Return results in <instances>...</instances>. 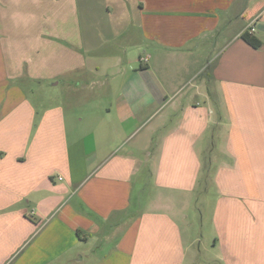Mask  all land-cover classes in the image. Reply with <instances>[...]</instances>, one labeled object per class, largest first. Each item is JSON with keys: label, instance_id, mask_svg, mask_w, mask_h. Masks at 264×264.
I'll list each match as a JSON object with an SVG mask.
<instances>
[{"label": "crops", "instance_id": "crops-1", "mask_svg": "<svg viewBox=\"0 0 264 264\" xmlns=\"http://www.w3.org/2000/svg\"><path fill=\"white\" fill-rule=\"evenodd\" d=\"M0 264H264V0H0Z\"/></svg>", "mask_w": 264, "mask_h": 264}, {"label": "rangeland", "instance_id": "rangeland-1", "mask_svg": "<svg viewBox=\"0 0 264 264\" xmlns=\"http://www.w3.org/2000/svg\"><path fill=\"white\" fill-rule=\"evenodd\" d=\"M51 101H49L48 103H51ZM87 104V101H80V103L78 104V111L81 112V114H85V112L88 110V105ZM205 234L204 237H202V249L206 246V238H208V235H209V228H208V224L205 225V228H204V232ZM211 250V249H210ZM206 253H208L206 250L203 249V252L201 254V258H204L203 256L206 255Z\"/></svg>", "mask_w": 264, "mask_h": 264}, {"label": "trees", "instance_id": "trees-1", "mask_svg": "<svg viewBox=\"0 0 264 264\" xmlns=\"http://www.w3.org/2000/svg\"><path fill=\"white\" fill-rule=\"evenodd\" d=\"M242 37L254 47H260L262 44V41L248 30L242 34Z\"/></svg>", "mask_w": 264, "mask_h": 264}, {"label": "built area", "instance_id": "built-area-1", "mask_svg": "<svg viewBox=\"0 0 264 264\" xmlns=\"http://www.w3.org/2000/svg\"><path fill=\"white\" fill-rule=\"evenodd\" d=\"M248 29H249L248 31L251 32L255 28L253 26H250ZM148 60H149V56H144V57L141 58V61L144 62V63L148 62Z\"/></svg>", "mask_w": 264, "mask_h": 264}]
</instances>
